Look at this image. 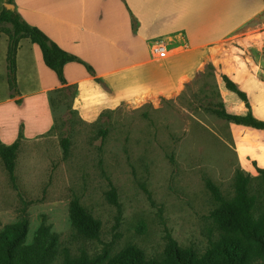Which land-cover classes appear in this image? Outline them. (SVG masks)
Wrapping results in <instances>:
<instances>
[{"label": "rangeland", "instance_id": "rangeland-1", "mask_svg": "<svg viewBox=\"0 0 264 264\" xmlns=\"http://www.w3.org/2000/svg\"><path fill=\"white\" fill-rule=\"evenodd\" d=\"M0 0V12L5 9ZM9 24L0 22V37ZM205 63L173 98L137 106L123 103L92 123L71 108L70 91L54 96L50 130L20 140L11 186L0 161V230L19 216L25 202L27 241L39 223L56 234L58 254L108 255L133 245L145 257L160 255L168 234L179 247L201 252L214 235L208 212L214 201L205 182L229 199L237 163L230 123L213 110L221 105L215 71ZM66 139L63 153L60 143ZM114 190L111 203L107 193ZM77 199L99 222L97 240L73 234L68 203Z\"/></svg>", "mask_w": 264, "mask_h": 264}, {"label": "crops", "instance_id": "crops-1", "mask_svg": "<svg viewBox=\"0 0 264 264\" xmlns=\"http://www.w3.org/2000/svg\"><path fill=\"white\" fill-rule=\"evenodd\" d=\"M12 1L21 20L92 69L94 77L79 63L62 67L65 82L76 87L71 108L82 122L92 123L123 103L173 98L205 63L215 71L224 112L249 110L264 121V0ZM161 41L167 42V56L156 59L150 46ZM5 51L0 37V143L9 145L19 126L21 140L49 131L47 97L59 83L38 47L21 38L15 51L17 94L10 97ZM221 76L245 94L248 109L225 89ZM230 129L239 168L248 174L264 170V131L231 123Z\"/></svg>", "mask_w": 264, "mask_h": 264}, {"label": "trees", "instance_id": "trees-1", "mask_svg": "<svg viewBox=\"0 0 264 264\" xmlns=\"http://www.w3.org/2000/svg\"><path fill=\"white\" fill-rule=\"evenodd\" d=\"M4 1L6 4H13L12 0ZM0 22L9 24V28L5 30L7 35L5 63L6 83L10 97L17 94L14 77L15 51L21 38L28 39L38 47L43 64L53 72L59 83V87L50 91L47 97L51 111L55 106L53 97L58 96L57 93L69 90L70 102L75 96V85H68L62 75V67L65 63H79L87 74L94 77L88 65L58 48L37 28L27 25L14 10L3 8L0 12ZM130 25L134 30L133 19H130ZM262 56L264 60V48ZM206 67L212 69L210 64ZM221 79L225 89L234 93L248 109L245 94L226 77L221 76ZM94 80L100 83L99 79L94 78ZM15 103H18V100H15ZM213 111L219 118L231 124L264 131V121L254 118L249 110L244 115H231L224 112L221 104L218 110ZM21 139L19 126L17 137L11 144L0 143V161L13 187L14 162ZM60 146L65 153L66 139L61 140ZM255 172L257 174L255 178L261 183L258 194L255 191L252 192L249 187L251 178L241 172H236L234 175L233 195L229 199L224 198L209 181L205 182L214 201V207L208 212L214 236L207 241L201 252L190 247L181 248L168 234H165L161 253L157 257L147 258L139 248L133 245L110 255L104 252L95 256H89L81 250L77 256L71 257L67 250L62 249L58 264H264V170L256 168ZM107 195L111 203L116 206L112 188ZM24 203L21 202L22 207L18 218L4 225L0 230V264H53L58 254L57 236L41 222L27 241L28 220L25 216ZM67 212L75 236L84 240H97L99 222L80 205L77 199L73 198L69 201Z\"/></svg>", "mask_w": 264, "mask_h": 264}, {"label": "built area", "instance_id": "built-area-1", "mask_svg": "<svg viewBox=\"0 0 264 264\" xmlns=\"http://www.w3.org/2000/svg\"><path fill=\"white\" fill-rule=\"evenodd\" d=\"M167 42H158L150 46V53L156 59H163L167 56Z\"/></svg>", "mask_w": 264, "mask_h": 264}, {"label": "water", "instance_id": "water-1", "mask_svg": "<svg viewBox=\"0 0 264 264\" xmlns=\"http://www.w3.org/2000/svg\"><path fill=\"white\" fill-rule=\"evenodd\" d=\"M5 9L6 10H12V6L10 4H5Z\"/></svg>", "mask_w": 264, "mask_h": 264}]
</instances>
